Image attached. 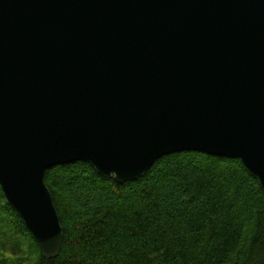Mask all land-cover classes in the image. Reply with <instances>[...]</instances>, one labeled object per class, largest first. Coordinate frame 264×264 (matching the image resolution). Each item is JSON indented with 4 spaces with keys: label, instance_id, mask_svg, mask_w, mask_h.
Returning <instances> with one entry per match:
<instances>
[{
    "label": "water",
    "instance_id": "95a60500",
    "mask_svg": "<svg viewBox=\"0 0 264 264\" xmlns=\"http://www.w3.org/2000/svg\"><path fill=\"white\" fill-rule=\"evenodd\" d=\"M185 151L264 191V0H0V186L45 258L50 168L123 184Z\"/></svg>",
    "mask_w": 264,
    "mask_h": 264
},
{
    "label": "trees",
    "instance_id": "16d2710c",
    "mask_svg": "<svg viewBox=\"0 0 264 264\" xmlns=\"http://www.w3.org/2000/svg\"><path fill=\"white\" fill-rule=\"evenodd\" d=\"M46 182L59 256L45 258L0 186V264H264V191L239 159L174 153L123 184L78 161Z\"/></svg>",
    "mask_w": 264,
    "mask_h": 264
}]
</instances>
